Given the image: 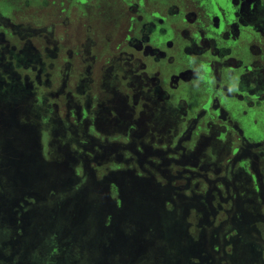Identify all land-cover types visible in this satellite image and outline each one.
<instances>
[{"label":"rangeland","instance_id":"rangeland-1","mask_svg":"<svg viewBox=\"0 0 264 264\" xmlns=\"http://www.w3.org/2000/svg\"><path fill=\"white\" fill-rule=\"evenodd\" d=\"M233 4L0 0V264H264V0Z\"/></svg>","mask_w":264,"mask_h":264},{"label":"flooded vegetation","instance_id":"flooded-vegetation-1","mask_svg":"<svg viewBox=\"0 0 264 264\" xmlns=\"http://www.w3.org/2000/svg\"><path fill=\"white\" fill-rule=\"evenodd\" d=\"M202 3L211 13L220 14L225 19L221 21H230V14L235 10L233 0H202Z\"/></svg>","mask_w":264,"mask_h":264},{"label":"trees","instance_id":"trees-1","mask_svg":"<svg viewBox=\"0 0 264 264\" xmlns=\"http://www.w3.org/2000/svg\"><path fill=\"white\" fill-rule=\"evenodd\" d=\"M2 150H3V149H2ZM2 212H3V211H2ZM7 213H8V212H7ZM1 219H2V218H1ZM4 220L6 221V219H4V218L2 219L3 224H5V221H4ZM106 251H109V250H106ZM1 256H3V254H1V252H0V257H1ZM123 264H124V263H123Z\"/></svg>","mask_w":264,"mask_h":264},{"label":"crops","instance_id":"crops-1","mask_svg":"<svg viewBox=\"0 0 264 264\" xmlns=\"http://www.w3.org/2000/svg\"><path fill=\"white\" fill-rule=\"evenodd\" d=\"M246 176V175H245ZM229 179H230V177H229ZM228 178H227V180H229ZM235 179V178H234Z\"/></svg>","mask_w":264,"mask_h":264}]
</instances>
